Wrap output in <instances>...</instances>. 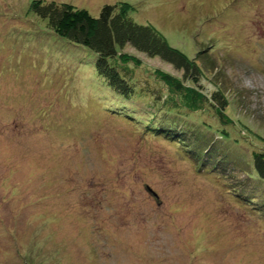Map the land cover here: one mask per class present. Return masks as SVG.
<instances>
[{"label":"rangeland","instance_id":"374dc122","mask_svg":"<svg viewBox=\"0 0 264 264\" xmlns=\"http://www.w3.org/2000/svg\"><path fill=\"white\" fill-rule=\"evenodd\" d=\"M32 1L0 0V264H264V182L251 167L264 152V0H41L93 17L131 5L200 67L205 101L171 91L155 71L180 73L129 47L139 63H111L135 93L115 97Z\"/></svg>","mask_w":264,"mask_h":264},{"label":"trees","instance_id":"16d2710c","mask_svg":"<svg viewBox=\"0 0 264 264\" xmlns=\"http://www.w3.org/2000/svg\"><path fill=\"white\" fill-rule=\"evenodd\" d=\"M121 5L128 8L124 10ZM29 9L43 21L41 22L45 28L54 37L63 41L65 46H78L90 53L88 55L93 59L94 70L99 81L102 82L104 87L109 88L115 97L129 100L135 93L136 86L131 82V76L130 74L128 76L126 67L120 68L119 65L111 63L115 58L123 63L128 61L139 63L138 58L135 56L122 52L125 47H129L148 58H158L174 71L180 73V77H174L163 71H155V75L170 90L172 89L171 91H176L183 96H186V94L192 96L193 98H188L192 101H196V95H200L203 96L202 100L205 101L206 96L198 93V89L193 88L198 82L200 67L198 68L187 55L171 47L166 39L153 27L134 22L128 14V11L132 9L131 5L124 2L119 5L104 4L100 8L97 17L91 16L85 9L55 1L34 0ZM208 97L207 101H209L210 107H214L216 114L222 116L224 114L223 109L226 106V102L221 98L222 96L218 95L217 92H213ZM168 103H171L168 97L161 101L159 110L163 113L164 118L175 111L174 108L167 106ZM117 105L121 106L120 103ZM146 125L149 124H144V126ZM146 128L152 136L156 137L157 135L165 136L167 132L163 125L160 126L158 123H152ZM178 138L175 139L177 141L175 145L180 146L183 142ZM251 167L256 176L264 182V152L254 151L251 154ZM224 188L226 194H232L228 187ZM240 198L238 200L242 202L244 197Z\"/></svg>","mask_w":264,"mask_h":264}]
</instances>
